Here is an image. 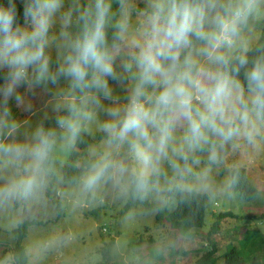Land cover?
Here are the masks:
<instances>
[{"label": "clouds", "instance_id": "clouds-1", "mask_svg": "<svg viewBox=\"0 0 264 264\" xmlns=\"http://www.w3.org/2000/svg\"><path fill=\"white\" fill-rule=\"evenodd\" d=\"M262 148L264 0L0 3V264L63 256L79 234L61 224L86 211H187L147 250L85 252L162 264L197 239V207L240 195L234 157Z\"/></svg>", "mask_w": 264, "mask_h": 264}, {"label": "rangeland", "instance_id": "rangeland-1", "mask_svg": "<svg viewBox=\"0 0 264 264\" xmlns=\"http://www.w3.org/2000/svg\"><path fill=\"white\" fill-rule=\"evenodd\" d=\"M240 161L258 194L252 200L220 199L208 202L205 223L202 228H195L197 239L188 246L187 251L163 260L162 264H196L206 251L215 250L218 264H224L223 254L228 249H236L246 260V264H264V148L259 153L248 152L234 157ZM225 173L217 177L222 180ZM230 213L238 217H225L217 228H213L216 217ZM122 211L117 208H97L86 211L82 216L69 218L62 223L64 230L72 229L78 233L75 243L63 250V256L53 254L39 264H86L85 252L94 248L97 243L111 241L115 237H123L131 244L143 240L141 245L147 250L155 245L162 226L167 233L176 230L163 217L158 223L157 216L151 219L136 220L128 225H121ZM3 222L0 221V237H4ZM152 239L151 241H149ZM18 241V240H17ZM15 241V244L18 243ZM25 241V236L18 246Z\"/></svg>", "mask_w": 264, "mask_h": 264}, {"label": "trees", "instance_id": "trees-1", "mask_svg": "<svg viewBox=\"0 0 264 264\" xmlns=\"http://www.w3.org/2000/svg\"><path fill=\"white\" fill-rule=\"evenodd\" d=\"M18 7H19V0ZM0 3L6 4V0H0ZM242 176L244 177L241 181V184L238 186L237 191L240 193V197L244 200H252L256 195L258 194V190L254 186L253 182L251 181V178L249 177L247 171L245 169H242ZM208 208V201L205 200L199 207L195 209L194 214V225L195 228H202L205 223V217H206V211ZM187 211L181 212L177 211L171 215L165 216V220L167 223L171 226L172 229L178 230L180 227L181 219L183 216H187ZM238 217L237 215H231L230 213L220 214L218 217H216L215 224L213 225V228H217L220 220L225 217ZM158 223H162L163 217L157 216ZM24 233L21 232L18 243L23 238ZM150 239L149 241H151ZM143 240H139L135 242V244H141ZM18 243H16V246H18ZM215 250L212 251H206L204 255H202V258L198 259L196 261V264H218V260L215 256ZM224 264H246V260L241 256V254L236 249H228L223 254Z\"/></svg>", "mask_w": 264, "mask_h": 264}]
</instances>
